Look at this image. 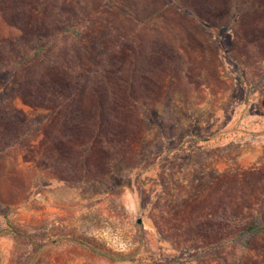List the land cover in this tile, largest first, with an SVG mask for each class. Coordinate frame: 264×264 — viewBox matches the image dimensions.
<instances>
[{
	"label": "rangeland",
	"instance_id": "374dc122",
	"mask_svg": "<svg viewBox=\"0 0 264 264\" xmlns=\"http://www.w3.org/2000/svg\"><path fill=\"white\" fill-rule=\"evenodd\" d=\"M0 264H264V0H0Z\"/></svg>",
	"mask_w": 264,
	"mask_h": 264
},
{
	"label": "trees",
	"instance_id": "16d2710c",
	"mask_svg": "<svg viewBox=\"0 0 264 264\" xmlns=\"http://www.w3.org/2000/svg\"><path fill=\"white\" fill-rule=\"evenodd\" d=\"M260 230H262V229L256 228V225H250V226L245 228L244 232L254 231V234H255L256 232H259Z\"/></svg>",
	"mask_w": 264,
	"mask_h": 264
},
{
	"label": "water",
	"instance_id": "95a60500",
	"mask_svg": "<svg viewBox=\"0 0 264 264\" xmlns=\"http://www.w3.org/2000/svg\"><path fill=\"white\" fill-rule=\"evenodd\" d=\"M138 222H140V221H138Z\"/></svg>",
	"mask_w": 264,
	"mask_h": 264
}]
</instances>
